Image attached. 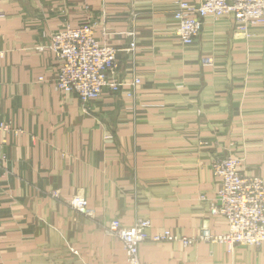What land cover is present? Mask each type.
Returning <instances> with one entry per match:
<instances>
[{"label":"crops","instance_id":"0c3cea01","mask_svg":"<svg viewBox=\"0 0 264 264\" xmlns=\"http://www.w3.org/2000/svg\"><path fill=\"white\" fill-rule=\"evenodd\" d=\"M173 15L172 0H0V264H127L105 231L113 218L146 219L149 233H224L227 220L210 213L215 155L264 180V23L241 33L230 16L207 15L183 45ZM88 20L118 49L117 78L140 79L132 95L104 88L83 104L53 87L61 61L47 48L51 34ZM208 55L214 64L202 65ZM75 194L93 216L67 204ZM139 256L264 264V245L146 241Z\"/></svg>","mask_w":264,"mask_h":264},{"label":"built area","instance_id":"2783aa9c","mask_svg":"<svg viewBox=\"0 0 264 264\" xmlns=\"http://www.w3.org/2000/svg\"><path fill=\"white\" fill-rule=\"evenodd\" d=\"M172 2L176 34L183 45H190L196 40L207 15L230 16L234 30L241 33H247L250 27L264 23V0ZM98 26V21L93 20L78 27L67 25L53 32L47 45L61 61L53 87L56 90L76 92L83 104L98 99L104 88L116 92L127 86V94L132 95V91L140 84L137 77L129 82L117 78L118 49L97 39L95 32ZM101 29L104 32V27ZM133 47L134 43L131 41L126 50L132 51ZM3 53L0 47V56ZM201 63L211 66L214 59L209 55L204 56ZM3 129H7L5 123L0 124V131ZM238 165L239 159L232 155H215L210 163L212 174L220 186L216 204L210 208V213L227 220L224 233L213 234L206 225H201L200 231L190 236L175 234L169 229L149 233L150 223L146 219L139 218L132 225H123L118 218L111 219L105 231L120 240L127 264H144L139 256V245L146 241L180 242L184 246H192L199 241L223 243L228 252L239 247L264 245V180L242 174ZM52 196L58 197L57 191ZM70 200L67 204L74 210L89 217L94 215L85 197H74ZM72 252L77 253L76 250Z\"/></svg>","mask_w":264,"mask_h":264},{"label":"rangeland","instance_id":"374dc122","mask_svg":"<svg viewBox=\"0 0 264 264\" xmlns=\"http://www.w3.org/2000/svg\"><path fill=\"white\" fill-rule=\"evenodd\" d=\"M39 80H40V79H39ZM53 192H56V190H52V191H51V196H52V193H53ZM57 194H58V197H55V198H59V193H58V191H57ZM80 196H81V194H75V195H73L72 198H70V199H74V197H80ZM70 199L66 200V202L69 201ZM70 201H71V200H70ZM87 204H88V202H87ZM69 206H70V205H69ZM70 207H71V206H70ZM71 208H72V207H71ZM72 209H73V208H72ZM75 211H76V210H75ZM93 214H94V211H93ZM72 250H74V249L71 248V251H72Z\"/></svg>","mask_w":264,"mask_h":264}]
</instances>
